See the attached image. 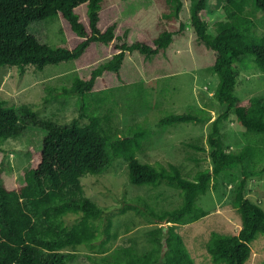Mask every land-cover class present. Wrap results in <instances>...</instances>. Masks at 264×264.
I'll return each mask as SVG.
<instances>
[{
    "label": "trees",
    "instance_id": "obj_1",
    "mask_svg": "<svg viewBox=\"0 0 264 264\" xmlns=\"http://www.w3.org/2000/svg\"><path fill=\"white\" fill-rule=\"evenodd\" d=\"M105 1L0 0V66L17 65L21 72L26 65L39 70L48 65L79 68L81 74L62 90L76 95L78 115L87 118L84 124L77 119L54 124L40 120L27 105H7L0 96V165L2 140L17 134L25 120L47 129L41 147L32 152L24 170V183L14 186L0 179V264H69L81 245L100 253L90 256L97 264H192L177 225L206 215L207 210L197 203L198 196L223 170L236 168H240L241 178L232 203L240 215V229L230 234L212 231L206 249L215 264H247L251 242L257 235L264 236V207L247 196L246 187L248 177L264 172V97H239L234 88L238 63L246 62L247 55L264 71V32L255 35L251 31L253 21L240 0H222L226 19L216 21L214 33L209 31L207 0H188L187 22L180 20L177 25L183 0H164L162 29L153 37L129 19L126 0L109 5ZM253 7L264 13V0H253ZM53 16L60 20L64 46L41 42L29 31L33 21ZM186 23L194 34L195 48L212 53L207 65L218 75L214 96L221 107L207 134L211 168L197 170L192 179L183 176L175 163L141 162L137 153L150 130L133 124L118 131L112 128L109 114L101 112L116 87L111 83H135L139 65L152 75L153 67L168 59L173 40L186 34ZM230 114L244 127V143L237 150H227L220 136L221 125ZM207 118L176 112L160 121L170 124ZM119 156L127 161L131 183L165 184L177 189L181 198L177 206L160 210L141 195L124 201L121 212L132 210L158 223L146 230L149 246L141 252L133 244L108 250L104 243L117 233L109 231L110 218L103 229L96 222L103 218L105 208L84 193L80 182L86 174H101ZM71 214L75 219L69 223L65 218ZM101 232L108 235L106 239L99 240Z\"/></svg>",
    "mask_w": 264,
    "mask_h": 264
},
{
    "label": "rangeland",
    "instance_id": "obj_2",
    "mask_svg": "<svg viewBox=\"0 0 264 264\" xmlns=\"http://www.w3.org/2000/svg\"><path fill=\"white\" fill-rule=\"evenodd\" d=\"M164 0H126L131 11L130 20L153 37L162 29L160 13L164 9ZM244 12L253 21L251 31L255 35L264 32V13L255 10L253 0H240ZM120 3L121 0H106L105 4ZM128 11V12H129ZM209 31L216 32V21L225 20L222 0H207ZM129 14V13H128ZM189 1L183 0L180 19L187 22ZM186 34L173 40L167 60L158 63L148 75L143 67H138L133 82L111 83L113 91L101 108L108 113L113 129L124 131L129 125L139 124L150 130L144 140L142 151L137 153L141 162L168 163L179 166L183 176L192 179L199 169L211 168L210 149L207 134L211 120L221 111L220 103L214 96L219 78L207 65L213 59L212 53H201L194 45L193 32L187 26ZM29 31L39 41L52 46L66 45L60 29V20L53 16L48 19L33 21ZM246 62L238 63V77L234 92L239 97L261 95L264 97V71L258 68L251 56ZM140 63V62H139ZM81 74L80 69L68 66L64 69L48 65L39 70L34 65H26L21 72L17 65L0 66V96L7 105L18 108L21 105L31 107L40 120H50L54 124L69 123L77 119L80 124L87 118L79 117L76 95H67L62 86H69L72 78ZM128 81L130 79H127ZM193 112L206 115L207 119L165 124L160 118L168 113ZM28 123V124H26ZM244 127L234 114H230L221 125V141L227 150H237L244 143ZM47 129L25 120L18 133L1 142L3 163L0 165V179L11 185L24 183V170L30 165L33 151L42 145ZM241 178L240 168L223 170L213 178L204 194L197 198L207 214L187 224H178L177 229L183 236L185 245L192 256V264H215L206 249V241L212 231L237 233L240 229V215L232 201L234 190ZM84 193L94 202L103 206L105 212L101 228L107 218L111 219L110 233L117 237L104 243L109 251L115 247L133 244L138 252L149 246L145 232L158 224L146 216L136 215L132 210L121 212L124 201L141 195L156 209L177 206L181 198L178 190L160 184L149 186L133 184L128 179V166L124 157H116L113 164L99 175L86 174L80 178ZM247 196L264 207V172L247 178ZM75 215L66 216L69 223ZM105 232L99 234V240L107 238ZM99 242V241H98ZM252 253L247 264H264V236L257 235L251 242ZM76 256L69 264H97L90 256L100 254L81 245L75 249Z\"/></svg>",
    "mask_w": 264,
    "mask_h": 264
}]
</instances>
